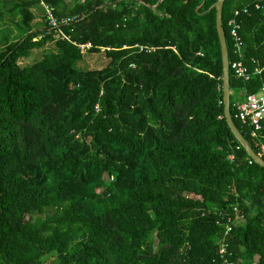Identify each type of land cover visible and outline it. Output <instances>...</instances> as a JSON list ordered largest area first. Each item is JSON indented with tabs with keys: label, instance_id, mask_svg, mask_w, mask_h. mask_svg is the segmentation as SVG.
I'll list each match as a JSON object with an SVG mask.
<instances>
[{
	"label": "trees",
	"instance_id": "trees-1",
	"mask_svg": "<svg viewBox=\"0 0 264 264\" xmlns=\"http://www.w3.org/2000/svg\"><path fill=\"white\" fill-rule=\"evenodd\" d=\"M1 1L21 34L0 39V264H221L209 211L229 203L230 260L264 264V170L224 119L217 0ZM44 5L75 21L50 30ZM222 28L249 73L229 69L230 115L264 161V123L251 137L234 108L264 88V0H224Z\"/></svg>",
	"mask_w": 264,
	"mask_h": 264
},
{
	"label": "built area",
	"instance_id": "built-area-1",
	"mask_svg": "<svg viewBox=\"0 0 264 264\" xmlns=\"http://www.w3.org/2000/svg\"><path fill=\"white\" fill-rule=\"evenodd\" d=\"M243 13H247V9L242 10ZM240 14V11L234 12V17H237ZM43 17L47 23L49 29H56L61 25H69L75 20L73 18H63L57 20L53 15V9L50 6H43ZM229 35L232 40L234 53L240 55L242 40L238 34L239 25L235 22L234 19H231L228 22ZM89 48V45H86L85 48ZM142 50V48H140ZM201 56L200 53H198ZM229 69L232 70L233 75L236 78L248 79L249 73L246 67L241 61H234L229 64ZM255 73H259V69H254ZM234 108L236 110L235 117L244 125H247L251 128L250 136L256 137L258 132L261 131L262 125L264 123V88H261L256 94H246L244 99L241 102L235 103ZM264 150V146H262ZM229 160H233V156L228 157ZM251 164V162H249ZM216 217L215 224L221 229V237L218 240V250L217 254L221 259V264H236L232 260V253L229 250V238L232 230L242 224L243 218L240 213L238 204H226V206L219 209H212L209 211Z\"/></svg>",
	"mask_w": 264,
	"mask_h": 264
},
{
	"label": "rangeland",
	"instance_id": "rangeland-1",
	"mask_svg": "<svg viewBox=\"0 0 264 264\" xmlns=\"http://www.w3.org/2000/svg\"><path fill=\"white\" fill-rule=\"evenodd\" d=\"M83 0H68V5L72 2H81ZM34 15V20L31 23L32 30H40L42 28L43 19H42V9L39 5L34 6L30 9ZM0 11L4 12L3 19L0 20V39L1 36H5L9 41L16 40L21 34L18 31L20 26V10H14L12 3L4 2L0 0ZM2 46H0V49ZM40 51H34L31 54V58L27 61H20L21 65L29 64L34 60L41 58ZM109 60L103 54L89 55L85 54L83 61L80 64L81 67L87 70H99L104 68L108 64Z\"/></svg>",
	"mask_w": 264,
	"mask_h": 264
},
{
	"label": "water",
	"instance_id": "water-1",
	"mask_svg": "<svg viewBox=\"0 0 264 264\" xmlns=\"http://www.w3.org/2000/svg\"><path fill=\"white\" fill-rule=\"evenodd\" d=\"M162 0H159V4ZM224 0H217L207 12L215 11V29L220 47V59H221V89L223 97V115L230 133L233 135L235 141L245 151L248 158L251 161L264 170V161L252 150L248 142L236 128L230 115V89H229V60L227 53V46L225 41L224 30L222 28V7Z\"/></svg>",
	"mask_w": 264,
	"mask_h": 264
},
{
	"label": "crops",
	"instance_id": "crops-1",
	"mask_svg": "<svg viewBox=\"0 0 264 264\" xmlns=\"http://www.w3.org/2000/svg\"><path fill=\"white\" fill-rule=\"evenodd\" d=\"M66 2H68V0H66ZM32 12V11H31Z\"/></svg>",
	"mask_w": 264,
	"mask_h": 264
}]
</instances>
